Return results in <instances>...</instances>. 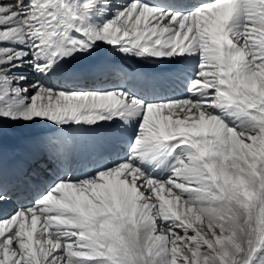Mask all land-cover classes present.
<instances>
[{
  "label": "snow or ice",
  "instance_id": "obj_1",
  "mask_svg": "<svg viewBox=\"0 0 264 264\" xmlns=\"http://www.w3.org/2000/svg\"><path fill=\"white\" fill-rule=\"evenodd\" d=\"M102 49L181 95L81 87ZM10 139L37 159L10 210L0 183V264H264V0H0V169Z\"/></svg>",
  "mask_w": 264,
  "mask_h": 264
},
{
  "label": "bare ground",
  "instance_id": "obj_2",
  "mask_svg": "<svg viewBox=\"0 0 264 264\" xmlns=\"http://www.w3.org/2000/svg\"><path fill=\"white\" fill-rule=\"evenodd\" d=\"M99 65H117L122 66L123 68L127 69L128 72L132 75V78L138 79L141 77V72L146 71L148 67L153 66L156 69H161L163 74H166L168 70L165 69L167 66L166 64H159V63H143L136 59H124L119 54L112 52L111 50H100L96 57L91 58L87 61H80L77 62L74 67H76L82 74V79L78 82L81 87H90L93 84L92 79L89 76L90 70ZM107 83H110L108 79L116 78V74L114 71H107L105 73ZM91 79V80H90ZM175 89V88H174ZM176 90V89H175ZM82 145L84 149L91 148L94 145H99L103 147H108V141L105 137V130L99 129L94 133L86 134ZM81 154H84L83 152ZM37 159L36 154L31 151L23 142L17 139H10L7 144V149L5 153V160L3 164V168L0 169V181L2 179L7 178V173L11 167L14 165L23 162V161H30ZM12 170V168H11ZM9 185H5L8 186ZM15 206V203H10L6 207L9 210Z\"/></svg>",
  "mask_w": 264,
  "mask_h": 264
}]
</instances>
